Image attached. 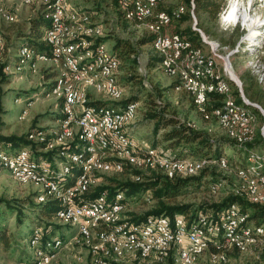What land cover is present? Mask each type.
Here are the masks:
<instances>
[{"label":"rangeland","instance_id":"374dc122","mask_svg":"<svg viewBox=\"0 0 264 264\" xmlns=\"http://www.w3.org/2000/svg\"><path fill=\"white\" fill-rule=\"evenodd\" d=\"M95 1L96 0H71V8L79 12L88 13L92 17V23L102 27L105 32L104 38L107 37V39H110L106 42H103L106 49L110 53L115 55L113 52L114 40L118 38L130 41L135 47L136 52L134 57L137 58V63L134 64L133 60H121L122 64L118 72V78L120 84L124 88V99L135 97L136 100L134 102H138L139 104L138 115L135 119V122H133V125L129 129V134H131L134 142L138 145V147H140L139 150L141 151L142 149L144 152L148 153H143L144 155L155 156L158 159L182 161L185 162L183 164L186 166L194 164L196 167V173L195 175L193 174L191 176H196L198 174L197 170L210 165L211 168H217L215 169L217 174L215 179H218L220 182H227L223 184L219 183L212 185L211 188H208V183H205L202 187L189 190L187 195L177 198L173 201V203L190 204L194 206V209H196L197 207L205 204L220 202L228 195L229 191L233 192L235 190L234 192L237 194L236 189L240 190L244 181H249L252 178L264 173L260 171V169L264 170V167L261 168L257 165L260 164V162L264 163V151L258 150L250 152V157L248 154L246 158L247 160L244 159V155H239L238 151L234 149V147L231 148L230 146H226V148L223 149V153L226 156H221V161H218V158L213 160L210 159L211 161L198 160L197 158L193 157L182 160L169 158L170 153L165 150L167 144L163 143V136L170 130V128L162 129L158 134H154L155 122L146 118L147 112L152 110L158 112L161 111V113L167 116H173L177 120L186 122L191 128L205 132L210 136V138L218 140L222 139L226 141V137H228L226 136L227 133L219 125L211 111H207L206 114L201 113L194 99L189 94H187V92L176 90L173 85L177 79L169 76L161 68L160 63L154 62L155 66L152 68L148 66L150 58L155 56L157 57V55L154 49H152V44L141 45L140 41L144 37L151 35L149 32L156 34V37H158V35H164L165 33H162V28L165 27V25L159 22L156 17L138 22L136 20L135 14H130L120 4V9L124 14L125 19L129 21V23L124 22L120 19L115 5L112 3L107 4L103 2L95 3ZM223 1L224 3L221 8L218 20H209L206 15H195L194 9L192 7V0L191 15L193 20L174 23L173 26L166 32L172 33L176 30H184L188 27H192L193 29L195 27L201 30L209 39V41L205 42L202 39L203 46L201 47H203L205 51L209 52L211 51V47H214L221 58L225 59L223 60L226 62L224 63L226 64L224 66V68H226L225 77H227L229 80L230 85H235L238 87L237 84L231 80L230 72L227 71L229 64L232 63V67L238 77L240 75V70L244 72L252 71L256 75V79H259L260 81L259 89L261 90L264 101V0H241L243 5H245L240 7L239 14L245 12V6L249 5V3L252 1L251 9H249L248 12L251 18L257 21L253 23L251 28L244 26L240 20L237 22V24L226 26L222 20L221 14L226 9L230 0ZM49 5H51V1L49 0H37L30 5L24 4L22 0H0V41L3 45V54L0 56V63H6L4 66L5 69L3 68L4 72L3 70L2 72L3 74L5 73L4 75L8 76L5 82L0 83V104L2 105L0 118L4 124V130L2 134L28 135L32 127H41L44 130L42 133L43 135L39 136L41 133L39 130L37 133L35 132V136L30 135L29 139L37 143H41V138L47 139V141L50 142L49 148L46 150L47 152L58 147L67 146L74 143L79 144V139H81V134L79 131H75L74 135H77V138L74 136L73 139L65 138L60 140L63 132L60 129L61 120L56 122L47 120L49 118H44L39 119L37 122L39 116L46 115L48 113L55 114L59 108L61 109V105L58 103L61 100L58 99V97L56 99L54 96L47 97V94L45 95L46 88L44 85L46 82L43 78L45 70H52L58 74L57 79H59L64 72L61 70L60 66L50 62H40L38 63L36 70H33L30 68L27 61H18V54L20 50L18 51L17 48L18 45L22 43V34L28 31L30 20L36 18L40 12L43 16L46 15ZM180 5H187L186 0H167V3H165L164 6L162 5V9L164 10L160 11H166L162 13H165L171 17V23L174 21H179L187 13V8ZM43 7L45 10L42 9ZM238 18H240V16ZM130 22L138 23L139 26ZM195 23H197L196 26ZM45 29L43 32V38H45ZM163 32H165V29ZM251 32H257L258 34L256 36H252ZM227 56L230 57L227 58ZM16 58L17 62H15ZM227 59H230V62ZM18 65L23 66L21 72L16 69ZM27 93L29 94L27 96L28 99H25V94ZM90 97L92 102L110 101L105 96L99 94L92 93L90 94ZM190 97L193 99L195 105L193 104V101ZM156 105H160L161 108L156 107ZM252 108L254 110L256 109V113L254 110L248 109L255 118V138L257 132H261L262 136L264 137V134L262 133V129L264 127V115L257 108ZM262 109L264 108L262 107ZM201 114L204 115V117ZM152 143H155V145L158 147L152 146ZM23 152L28 153L29 151L25 150L21 153ZM20 154H18V156ZM71 156L72 155H62V157L68 158L72 161L73 159ZM114 157L115 156L111 154L105 156L98 155L96 158L98 161H96V163L110 160V158ZM241 158H243L246 162L244 166L237 164L240 162L239 159ZM258 158H260L259 161H254ZM228 159H230V162ZM217 161L222 170H219V168L216 166ZM16 163H19V168H23V170H20L19 173L36 176L18 178L17 167L14 165ZM25 163L26 162L23 160L18 162L17 157L10 159L5 155L0 154V164L8 169V173L4 172L3 174H0V199L7 202H15L14 207L19 206L23 209V222L18 223L16 212L5 208L3 204L1 205L3 208L2 211L5 213L4 222L7 229L6 235L10 240L8 247L0 245V264H30L28 253H30L32 256L35 264H93L94 258L89 253V248L79 237V225H77V223H72L62 216L64 209L56 211L53 214V217H51L50 221L52 220V222L60 226H68L74 233L70 239L67 240V242L63 241V246H59L61 248L56 250L57 253H54L53 257H51L49 261L43 259L44 256H39L37 254L36 247L31 246L30 243L27 245L25 244L27 232L34 225L31 220L36 214H34L30 209V207H32V194H39L37 202L44 203L47 201L49 196L59 201L61 198L66 201L69 199L70 193L73 192V190H77V187H75V189L71 188L66 194H58L57 192L55 193L51 191L47 187V183L50 181L54 183L57 182L51 178L50 180L46 179L48 181L47 182L40 177L43 174L49 176V166L45 164L42 169L35 170L31 165L32 167L30 171L26 168V166H24ZM79 167L81 166L79 165ZM84 167V173H87L88 175L90 187L94 186V188L97 187L101 181V175H113L120 173L116 170H101L95 166V164H92L90 169H88V165H85ZM138 168H140V170H148L151 172L155 170L144 165H139ZM61 170L64 175L68 174L64 168ZM184 172L178 176L181 178L191 177L186 176ZM240 172H243L244 174L241 175ZM160 174L163 175L164 173L160 172ZM121 178L123 177H119L118 179ZM80 182L84 183V177L79 176L77 178V185H79ZM58 186L60 185L58 184ZM232 186L234 187L232 188ZM261 194H264V189ZM145 201L148 204L145 203ZM27 202H29V204ZM65 205L69 207V202ZM153 205L154 204L150 202L148 195H144L131 201L129 210L127 205L126 211L144 213ZM72 206L73 208L76 206L73 199ZM208 214L215 216L213 213ZM200 217H203V215H200L199 218ZM124 220H129L126 212L124 213ZM178 220L180 224L177 225H180L179 227L181 229L184 227L182 222L183 220L186 227H188L190 224L189 220L183 217H178ZM109 222L110 221H106L105 223ZM97 226L98 224L85 219V228L89 229L90 232L93 233V230ZM107 226L109 227L111 225H106L105 227ZM37 230L42 232V229ZM40 231L39 233H41ZM179 233L182 234V232ZM184 233L187 232L184 230ZM34 235H36V231L34 232ZM58 239L60 238H56L52 243H56ZM122 243L125 245V240L123 238ZM109 247L111 250H114L111 259L112 264H158L154 259L141 261L133 260L132 256L135 254V251H132V249L128 248V246ZM48 249L50 250V247H48ZM232 250H237L239 253L236 251L229 252ZM223 251L226 255V258V252H229L227 261L225 263L212 262L210 251V253L207 252L205 254L195 255L193 257L192 264H264L262 261V255L264 254V244H260L256 247H251L249 245L244 247L230 245L223 249ZM36 261H39L40 263H37Z\"/></svg>","mask_w":264,"mask_h":264},{"label":"bare ground","instance_id":"6f19581e","mask_svg":"<svg viewBox=\"0 0 264 264\" xmlns=\"http://www.w3.org/2000/svg\"><path fill=\"white\" fill-rule=\"evenodd\" d=\"M22 1L24 4L30 5L37 0ZM49 1H51V5H49V16L47 19L50 22V27L45 29V38L43 39L49 49L50 44L56 45V51H51V56H49L27 47H22L19 49L18 57L27 61L33 70H36L40 62H50L59 65L61 70L64 71L63 75L57 79L58 83L54 89L58 99L62 100L60 129L63 132L60 140L65 138L73 139L75 131H79L81 134V139L79 140L82 143L81 150L84 153L81 158L73 154L71 156L72 162L79 164L82 169H85L84 166L88 165L89 169V165L93 160L92 164H95L101 170H116L118 172L122 171L123 164L120 161L131 167L144 165L164 173L169 179L180 177L178 175L183 174L184 171L186 176L195 175L196 167L194 164L186 166L183 164L185 162L182 161L158 159L155 156L144 155L139 150L138 145L134 142L131 134H129V129L138 115V103H130L121 109L91 106L92 99L90 94L92 93L90 90H96L93 92L94 94L103 95L112 102H120L125 98L124 88L118 78L120 61L101 42L98 43L94 51L84 52L94 45V41L105 36L102 27L92 23L91 15L73 10L71 8V0H60L63 16V19H60L61 10H54V1ZM124 1L125 3L134 4L135 10H137V7L141 9L137 10L136 13L141 21L150 18L159 5L167 3V0ZM251 2L245 6V12L239 14L240 7L245 4L243 5L241 0H230L221 14L225 25L237 24L240 20L244 26L251 28L253 23L257 21L251 18L248 12L251 9ZM239 16L240 18H238ZM54 19H60V35H57V29L54 28ZM159 19L164 24L170 22V19L163 13L159 14ZM257 34V32H251L252 36ZM170 37L171 39H177L178 42V46L175 49V64L179 68L180 75L173 73L168 68L169 65H174V57L171 56L167 44L161 40L160 36L154 42V50L162 57L161 68L179 82L176 90L187 92L194 99L201 113H206L210 95L217 94L222 96L224 98L222 107L215 109L213 116L230 139L242 145L253 143L255 141L254 115L248 108L239 105L233 99L232 86L219 73V58L215 55V53L218 54L216 49L211 47V51L207 53L203 47H196L178 35H170ZM2 54L3 45L0 41V56ZM219 57L221 58L220 55ZM221 59L222 62L225 60ZM202 60H206L208 64L201 63ZM16 69L21 72L23 66L18 65ZM183 80L191 85L192 90H186V84H184ZM51 94H47V97H50ZM240 118L244 120V124L240 123ZM225 119L227 120L225 121ZM82 122L88 125L90 132L88 129H83V125L80 124ZM40 132L39 136H42L43 131ZM41 140V142L47 141L44 138H41ZM21 154L17 156L18 162L25 161L24 166L30 170L32 166L29 164L28 153L23 152ZM110 154L115 157L96 163L98 155L105 156ZM121 157H128V159H122ZM114 160H119V162ZM159 161L165 164L160 166ZM218 161H221V159ZM175 163L177 164L176 166L172 165ZM14 165L17 167L18 178H22L24 174L19 172L23 168H19V163ZM64 170L67 173L69 172L66 167H64ZM240 174L244 173L240 172ZM81 176L84 177V183L80 182L77 185L76 179L72 187L74 189L77 187L78 189L75 191V197L81 195L89 185L87 173H83ZM259 176H264V173ZM259 176L249 181H244L240 191L252 203L264 204V196L253 195L252 193L261 194L264 189V184L253 183V180L259 179ZM40 177L45 181L50 180L46 174ZM47 187L58 194L67 193V191H61L60 186L52 181L47 183ZM70 197L66 201L62 198L60 200L61 208L59 210L64 209V212H62L64 218L75 223L77 222V215L84 214L85 216H91L86 217L87 220L98 224L93 233L87 228L81 232L80 228L79 237L89 248V253L94 258L93 264H111L114 250H111L109 246H128L132 251H135L132 256L135 261L154 259L158 264H163L174 257L175 264H192L193 257L198 254H205L209 250L210 245L214 244L216 238L221 240L215 245L220 252L212 255V262L214 263L226 260L222 250L230 244H237L239 247L248 245L256 247L264 244V228L249 224L250 215L242 212L236 205L230 206L228 210L218 216L211 214H208L209 216L203 214V217L200 218L198 216L192 222L189 221L188 227L185 226L183 220L184 227L181 229L180 225L178 226L177 224H180L178 217H183L182 215H177L174 218L160 217L149 219L141 225L123 222L126 211L125 205L121 203L123 194L116 195L114 201L110 204L107 203L106 196L85 205L79 206L75 204V208H71V215H69V207L65 204H68ZM106 221L110 222L105 223ZM106 225L111 226L105 227ZM184 230L187 233H184ZM39 231L36 230V235L30 241V245L36 247L39 256H44L43 259H48L47 261H49L54 253L48 254L39 248L42 237V232L40 231L41 233H39ZM179 232H182V234ZM112 237L114 240H112ZM122 238L125 240V245L122 243ZM171 239H173V248L170 257ZM240 239L246 243L240 244ZM132 241L138 245L133 244ZM52 242L47 244V246L54 251L60 249L61 247L59 246L64 244L60 239L56 243ZM185 249L189 251H185ZM36 262L40 263L39 261Z\"/></svg>","mask_w":264,"mask_h":264},{"label":"trees","instance_id":"16d2710c","mask_svg":"<svg viewBox=\"0 0 264 264\" xmlns=\"http://www.w3.org/2000/svg\"><path fill=\"white\" fill-rule=\"evenodd\" d=\"M191 1L192 0H186L187 5H180V6H185L187 8V13L179 21H174L171 23V17H169L165 13L163 14H165L170 18V22L168 24H164L159 19V14H162V12H166V11H160V10H164L162 9L164 5L163 6L159 5L155 13L148 19L156 17V19L159 22H161L163 25L165 26L168 25L167 26L168 28L165 30V32H163L165 27L162 28V33L178 35L185 41L192 43L194 46L201 47L203 46L202 38L200 34L197 31H195L192 27H188L184 30H176L175 32L172 33L166 32L168 29H170L173 26L174 23L193 20L191 15L192 12ZM97 2H103L107 4L112 3L113 5H115L118 11V15L120 16V19L124 22L129 23V21L125 19L124 14L120 9L121 5L130 14H135L136 20L138 22L141 21L140 19H138L136 12H134L135 6L132 3H125L124 0H113V1L96 0L95 3ZM223 3H224L223 0H193L192 7L194 9L195 15L203 14L206 15L209 20H215V19L218 20ZM48 16H49V12H47L45 16H43L40 12L36 18L30 20L28 31L22 34V43L18 45L17 48L18 51L22 47H27L39 53H44L51 56L49 47L43 41L44 29L45 28L48 29L50 27V22L47 19ZM130 23H135V22H130ZM135 24L139 26L138 23ZM149 34L151 35H149L148 37H144L140 41V44L141 45L152 44V49H154V42L159 36L156 37V34H153L151 32H149ZM108 38H112V37H108ZM108 40L110 39H107V37L96 40L94 41V45L86 49L84 52H89L92 50L94 51L99 42L103 43ZM113 52L119 59L120 66L122 64L121 60H128V61L133 60L134 64L137 63L136 61L137 58L134 57V54L136 52L135 47L130 41L122 40L119 38L115 39ZM155 53L157 57L156 56L151 57L148 63V66L150 68L155 66L154 62L161 64L162 57L156 51ZM20 60L21 59H18V61ZM15 62H17V58L15 59ZM5 65L6 63H0V83L5 82L6 79L8 78L7 75H4L5 73L3 74ZM43 75H44L43 77L44 81L46 82V84L44 85L46 88L45 94H50L52 93L51 89L54 90L57 86L58 74L56 72H53L52 70H45ZM255 76L256 75L252 71L245 72L244 77L241 78L243 83V90L249 101H251L252 103H258L264 108L262 93L261 90L259 89L260 81L259 79H256ZM178 85L179 82L176 81L174 82L173 86L176 88ZM232 87H233V95H232L233 99L239 105H243L249 108L250 110H254L252 107L246 106L244 104L239 88L236 87L235 85H232ZM28 95H29L28 93L25 94L26 96L25 99H28L27 97ZM135 100L136 98L133 97V98L123 99L120 102L93 101L90 104L92 107L106 106L109 108L121 109V108H125L130 103H138V102H134ZM223 100L224 98L220 95L217 94L210 95L208 97V102H207V111L209 112L211 111L213 115L215 109L222 107ZM61 101L58 102L60 105L62 103ZM1 106L2 105L0 104V111L2 110ZM156 107L161 108L160 105H156ZM202 116L204 117V115ZM44 118H49L47 119L49 121H56V122L60 121L62 119L60 108L55 112V114L48 113L46 115L39 116L37 122L39 119H44ZM146 118L149 120H153L155 122L154 134H158L159 131L162 129L170 128V130L167 133H165L163 136V143L167 144L165 150L170 153L169 158L171 159L182 160L185 158L193 157L203 161H211L217 158H218L217 160H219L221 156H226L223 153V149H225L226 146H230L231 148L234 147V149L238 151L239 155H244L245 160H247L246 158L248 154L250 157V152L254 150L264 151V137L262 136L261 132H257L255 141L253 143L248 145H242L232 139H229L228 137H226L227 138L226 141L222 139L218 140V139L210 138V136L207 135L205 132L191 128L187 125L186 122L177 120L173 116L171 117L167 116L161 113V111L158 112L152 110L150 112H147ZM3 130H4V124L2 122V119L0 118V154H3L10 159H13L16 158L18 154H20L22 151L25 150L29 151L28 152L29 164L32 165L35 170L37 169L40 170L45 164H47L49 166V171H50L48 177L51 178L52 180H55L60 185L59 188L61 191L66 192L69 189H71L74 186L76 179L85 172V169L80 168L78 164L73 163L68 158L62 157V155H73V154L78 155V157L80 158L83 157L84 153L81 150V144H82L81 142H79V144L74 143L67 146L58 147L52 151L47 152L46 150L49 148L50 145L49 141L37 143L29 139L30 135L35 136L39 130L44 132L43 128L37 126L32 127L28 135L27 134L3 135L2 134ZM151 145L154 147H158L155 145V143H152ZM141 151L144 154H148L144 152L142 149ZM244 159L243 158L239 159L240 162H238L237 164L244 166L246 163ZM228 160L230 162V159ZM114 161L119 162V160H114ZM120 163L123 164L122 171H119L120 173H116L113 175H101L100 177L101 181L99 182L97 187L95 188L94 186L90 187L89 184L86 190L81 195H78L75 198H73L75 204L79 206L85 205L89 202L102 199L104 198V196H106L107 203L110 204L111 202L114 201L116 195L123 194L121 203L125 205V207L128 205V210H129V205L131 201L137 199L140 196L148 195L150 202H152V204L154 205L146 212L136 213L134 211H128V212L125 211L127 216L129 217V220H124L123 222L133 225H141L149 219H157L160 217L174 218L177 215L179 216L182 215L187 220L192 222L198 216L203 214L208 215V213H213L215 216H218L223 212H225L226 210H228L230 206L236 205L241 209L242 212L248 213L250 215L248 220L249 224L254 225L256 227L264 228V204L252 203L246 197H244V199L240 198L238 197V194L234 192L235 190L233 192L229 191L228 195L220 202L205 204L197 207L196 209H194L193 208L194 206L190 204L173 203V201L176 200L177 198L187 195L189 190L193 188L202 187L204 186L205 183H208V188H211L212 185H216L219 183L222 184L227 183L225 181L220 182L218 179H215V177H217L215 169L217 168H211V166L209 165L205 168L197 170L198 174L196 176H191L187 178L176 177L174 179H169L165 175L164 176L161 175L160 172L157 170H154L153 172L148 170L144 171V170H140V168L138 167H131L125 164L124 162L120 161ZM216 166L219 168V170H222L218 164V161L216 163ZM64 167L69 169L68 174L65 175L63 174L61 169H63ZM260 171L264 172V170L262 169ZM4 172L8 173V169H6L2 164H0V174H3ZM119 177H123V178L118 179ZM233 187L234 186H232V188ZM38 196L39 194L33 193L31 197L32 207H30V209L34 214L35 213L36 214L31 220L34 225L27 232L25 244L27 245L30 243V241H32L34 237V232L37 229H42V237L40 239L39 248L48 254L55 253L56 251L48 249L47 244H49L56 238H60L62 242L63 241L67 242V240L70 239V237L74 232L68 226H60L52 222V220L50 221L51 217H53V214L61 208L60 201L53 199V197L49 196L46 202L38 203L37 202ZM27 203L29 204V202ZM145 203L147 202L145 201ZM2 204L4 205L5 208L9 209L10 211L16 212L18 223L23 222L22 219L23 209L20 208L19 206L14 207L15 202H7L0 199V214H1L0 245L8 247L10 239L6 235L7 229H6V224L4 222L5 213L2 211L3 210L1 206ZM19 204H23V203H19ZM220 240H221L220 238H216L214 244H211L209 250L207 251L209 253L211 251L210 253L211 261H212V255L220 252L215 246L220 242ZM230 245H235L239 247L237 244H230ZM233 251L238 252L237 250H232L229 252H233ZM229 252H226L227 258ZM222 253L224 254L226 260L217 263H225L227 261L226 255L223 250ZM28 258L30 260L29 261L30 264H35L30 253H28ZM262 261L264 262V254L262 255ZM163 264H175V258L172 257Z\"/></svg>","mask_w":264,"mask_h":264},{"label":"built area","instance_id":"2783aa9c","mask_svg":"<svg viewBox=\"0 0 264 264\" xmlns=\"http://www.w3.org/2000/svg\"><path fill=\"white\" fill-rule=\"evenodd\" d=\"M53 1H54V10H61V18L60 19H63V16H62V4H61L60 0H53ZM111 1H113V0H111ZM42 9H44V7ZM137 10H141V9L137 7ZM137 10H134V11L137 13ZM60 19H54V28L57 29V35H60V33H61V30L59 28V20ZM167 28L168 27L165 26V30ZM158 36H160L161 40L164 41L167 44L168 49H169V51L171 53V56L174 57V65H169L168 68H170L173 73H175L177 75H180L179 68L175 64V49L178 46L177 39H171L170 34H166V33L164 35H158ZM49 46H50V52L51 51H56V45H51L50 44ZM215 55L218 56L220 62H222V59L219 57V55L216 54V53H215ZM42 58H44V57H42ZM201 63H207L208 64V62L206 60H202ZM227 71H229V69H227ZM64 78L67 79L65 76H64ZM183 82H184V84H186V90H192L190 84H188L185 80H183ZM90 91H91V93H93L96 90H90ZM51 96H54L57 99V94L55 93V91L53 89H52ZM226 120L227 119H225V121ZM240 123L244 124V120L241 119V118H240ZM80 124L83 125V129H88V125H86L85 123L82 122ZM88 131L90 132L89 129H88ZM74 136L77 138V135H74ZM90 136H91V134H90ZM91 139H92V136H91ZM121 158L122 159H128V157H121ZM92 162H93V160L91 161V164H92ZM91 164L89 165V169L91 167ZM159 164L161 166V165H164L165 163H162V161H159ZM172 165L176 166L177 164L175 163V164H172ZM33 176H35V175H22V178L33 177ZM253 183H255V184H264V176H259V179L258 180H253ZM75 191L71 192V197H70V201H69V212H68L69 215H71V208H73L72 207V198H75ZM237 193H238V197L244 199V195L241 193L240 190L237 189ZM252 193H253V195L264 196V194H254V192H252ZM86 217H91V216H85L84 214L77 215V222H75V223H77L79 225V227L81 228V232L85 231V219H86ZM112 240H114L113 237H112ZM245 243L246 242H242L241 239H240V244H245ZM133 244H135V243L133 242ZM135 245H138V244H135ZM140 246H143V245H140ZM172 248H173V239H171L170 257H171ZM185 251H189V250L185 249Z\"/></svg>","mask_w":264,"mask_h":264},{"label":"water","instance_id":"95a60500","mask_svg":"<svg viewBox=\"0 0 264 264\" xmlns=\"http://www.w3.org/2000/svg\"><path fill=\"white\" fill-rule=\"evenodd\" d=\"M197 25V23H195V26ZM194 30L199 32L201 38L204 40V41H209L208 37L199 29L195 28L194 27ZM231 56V55H230ZM230 56H227L230 57ZM229 62H230V59H227ZM228 69H229V72H230V75H231V80L233 82H235L237 84V86L239 87V90H240V93H241V97L244 101V103L247 105V106H251V107H254V108H257L258 110H260L262 112V114L264 115V109H262V107L256 103H252L251 101H249L248 98H246L245 96V93H244V90H243V83L242 81L240 80V78L236 75L233 67H232V63L229 64L228 66ZM233 75V77H232ZM262 133L264 134V127L262 129Z\"/></svg>","mask_w":264,"mask_h":264},{"label":"crops","instance_id":"0c3cea01","mask_svg":"<svg viewBox=\"0 0 264 264\" xmlns=\"http://www.w3.org/2000/svg\"><path fill=\"white\" fill-rule=\"evenodd\" d=\"M164 34V33H163ZM172 35V34H171ZM205 42V41H204ZM207 43V42H206ZM210 45V44H209ZM211 47V46H210ZM211 50V49H210ZM206 52H209V51H206ZM235 60H237V59H235ZM224 63H226L225 61H223V62H220V60L218 61V68H219V73H220V75L221 76H223L226 80H228L227 79V77H225V71H226V68H224V66L226 65V64H224ZM246 72V71H245ZM245 72L244 71H242V70H240V75H239V77L240 78H242V77H244V75H245ZM229 81V80H228ZM260 160V158H258V159H255L254 161H259ZM264 163L263 162H260V164H257L259 167H261V168H263V165ZM261 170V169H260Z\"/></svg>","mask_w":264,"mask_h":264}]
</instances>
